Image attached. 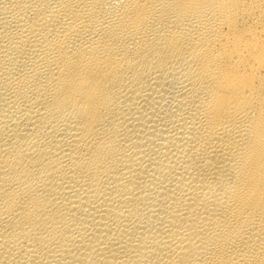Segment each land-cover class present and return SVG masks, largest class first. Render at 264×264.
I'll return each instance as SVG.
<instances>
[{"label":"bare ground","instance_id":"1","mask_svg":"<svg viewBox=\"0 0 264 264\" xmlns=\"http://www.w3.org/2000/svg\"><path fill=\"white\" fill-rule=\"evenodd\" d=\"M0 264H264V0H0Z\"/></svg>","mask_w":264,"mask_h":264}]
</instances>
